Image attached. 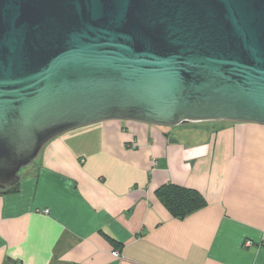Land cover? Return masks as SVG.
I'll list each match as a JSON object with an SVG mask.
<instances>
[{"label": "water", "instance_id": "obj_1", "mask_svg": "<svg viewBox=\"0 0 264 264\" xmlns=\"http://www.w3.org/2000/svg\"><path fill=\"white\" fill-rule=\"evenodd\" d=\"M107 120L264 124V0H0V188Z\"/></svg>", "mask_w": 264, "mask_h": 264}, {"label": "crops", "instance_id": "obj_2", "mask_svg": "<svg viewBox=\"0 0 264 264\" xmlns=\"http://www.w3.org/2000/svg\"><path fill=\"white\" fill-rule=\"evenodd\" d=\"M21 171L0 188V264H264V124L107 120ZM164 185L207 204L175 218Z\"/></svg>", "mask_w": 264, "mask_h": 264}, {"label": "trees", "instance_id": "obj_3", "mask_svg": "<svg viewBox=\"0 0 264 264\" xmlns=\"http://www.w3.org/2000/svg\"><path fill=\"white\" fill-rule=\"evenodd\" d=\"M18 184L3 189L4 192H15ZM159 198L175 218L183 219L190 214L204 208L206 200L194 189L177 185H164L157 191Z\"/></svg>", "mask_w": 264, "mask_h": 264}, {"label": "built area", "instance_id": "obj_4", "mask_svg": "<svg viewBox=\"0 0 264 264\" xmlns=\"http://www.w3.org/2000/svg\"><path fill=\"white\" fill-rule=\"evenodd\" d=\"M157 162L155 161V164H156ZM113 255L115 256V257H118V258H120L121 257V253L119 252V251H114L113 252Z\"/></svg>", "mask_w": 264, "mask_h": 264}, {"label": "rangeland", "instance_id": "obj_5", "mask_svg": "<svg viewBox=\"0 0 264 264\" xmlns=\"http://www.w3.org/2000/svg\"><path fill=\"white\" fill-rule=\"evenodd\" d=\"M169 127V126H168ZM23 169V168H22ZM22 172V171H21Z\"/></svg>", "mask_w": 264, "mask_h": 264}]
</instances>
